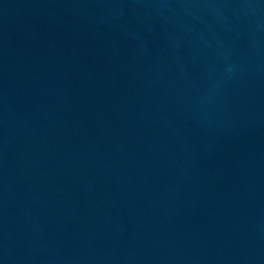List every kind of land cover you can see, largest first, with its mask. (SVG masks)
Here are the masks:
<instances>
[{"label": "water", "instance_id": "1", "mask_svg": "<svg viewBox=\"0 0 264 264\" xmlns=\"http://www.w3.org/2000/svg\"><path fill=\"white\" fill-rule=\"evenodd\" d=\"M0 264H264V0H0Z\"/></svg>", "mask_w": 264, "mask_h": 264}]
</instances>
